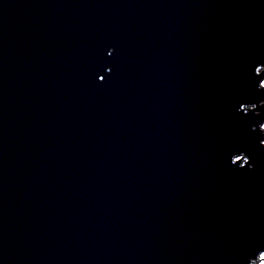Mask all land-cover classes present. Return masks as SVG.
I'll use <instances>...</instances> for the list:
<instances>
[{"label": "water", "instance_id": "obj_1", "mask_svg": "<svg viewBox=\"0 0 264 264\" xmlns=\"http://www.w3.org/2000/svg\"><path fill=\"white\" fill-rule=\"evenodd\" d=\"M263 82L264 0H0V264L264 259Z\"/></svg>", "mask_w": 264, "mask_h": 264}, {"label": "clouds", "instance_id": "obj_2", "mask_svg": "<svg viewBox=\"0 0 264 264\" xmlns=\"http://www.w3.org/2000/svg\"><path fill=\"white\" fill-rule=\"evenodd\" d=\"M261 103H264V101H262ZM247 104L251 105V104H255V103H247ZM255 105H256V109H257V104H255ZM256 109H255V110H256ZM250 111H253V110H251V109H245L243 112H244V113H248V112H250ZM254 127H255V126H254ZM259 127H260L261 130H264V124H260ZM262 143H264V142H262Z\"/></svg>", "mask_w": 264, "mask_h": 264}, {"label": "rangeland", "instance_id": "obj_3", "mask_svg": "<svg viewBox=\"0 0 264 264\" xmlns=\"http://www.w3.org/2000/svg\"><path fill=\"white\" fill-rule=\"evenodd\" d=\"M264 83V82H263ZM246 160V158L243 159V162ZM258 264H264V259L261 258L259 261H258Z\"/></svg>", "mask_w": 264, "mask_h": 264}, {"label": "flooded vegetation", "instance_id": "obj_4", "mask_svg": "<svg viewBox=\"0 0 264 264\" xmlns=\"http://www.w3.org/2000/svg\"><path fill=\"white\" fill-rule=\"evenodd\" d=\"M256 264H258V262Z\"/></svg>", "mask_w": 264, "mask_h": 264}]
</instances>
